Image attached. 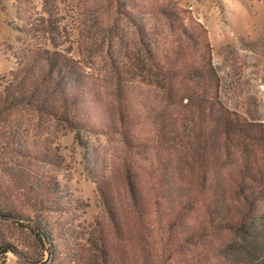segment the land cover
I'll return each instance as SVG.
<instances>
[{
    "label": "trees",
    "instance_id": "obj_1",
    "mask_svg": "<svg viewBox=\"0 0 264 264\" xmlns=\"http://www.w3.org/2000/svg\"><path fill=\"white\" fill-rule=\"evenodd\" d=\"M106 2L108 23L99 30L108 39L102 67L86 63L83 50L77 59L47 48L13 52L15 70L0 88V124L24 111L77 135L114 131L126 137L143 125L136 138L154 153L159 177L150 207L142 204L136 216L144 242L141 264H264V122L250 127L224 106L207 29L188 9L176 0ZM95 111L106 120L100 127ZM125 178L135 201L138 174L130 166ZM94 182L119 228L105 184ZM26 189L32 198L43 190L52 195L51 210H66L57 181L31 182ZM22 191L14 193L17 201ZM0 214V223L28 228L39 244L40 256L30 257L0 240V253L12 252L19 264H53L55 240L72 239L68 231L58 237L53 225L24 215L22 205L4 193ZM94 246L99 264H114L103 236ZM45 250L49 257L43 260Z\"/></svg>",
    "mask_w": 264,
    "mask_h": 264
},
{
    "label": "rangeland",
    "instance_id": "obj_2",
    "mask_svg": "<svg viewBox=\"0 0 264 264\" xmlns=\"http://www.w3.org/2000/svg\"><path fill=\"white\" fill-rule=\"evenodd\" d=\"M176 1L207 29L220 100L238 121L258 128L264 122V0ZM108 11L106 0H0V88L10 79L9 71L15 70L12 53L24 49L47 48L76 59L83 50L84 61L101 68L108 39L99 30L107 27ZM99 44H104L102 49ZM95 112L100 127L106 120ZM140 127L134 126L126 137L114 131L77 135L24 111L0 124V197L4 193L22 205L24 215L53 225L51 229L58 237L68 231L67 237L72 238L65 244L55 240L58 252L53 264H78L68 255L85 264H99L94 245L101 236L114 264L142 263L144 242L136 216L142 204L145 209L150 207L159 174L154 160L151 162L154 153L148 151L144 138H136L144 133V126ZM127 139L143 143L144 148L129 145ZM48 155L53 163L46 162ZM130 166L138 174L135 201L125 178ZM94 179L105 184L119 228L111 224ZM37 181L59 183L66 193L62 204L65 211L51 210L47 200L52 195L43 190H36L32 198L26 186ZM18 189L23 191L17 194V201L14 193ZM202 206H197L200 215ZM12 220L20 222L16 217ZM71 221L76 226H69ZM0 240L30 257L41 254L28 228L0 223ZM48 257L45 250L43 260ZM0 264L19 263L12 252H7L0 253Z\"/></svg>",
    "mask_w": 264,
    "mask_h": 264
},
{
    "label": "water",
    "instance_id": "obj_3",
    "mask_svg": "<svg viewBox=\"0 0 264 264\" xmlns=\"http://www.w3.org/2000/svg\"><path fill=\"white\" fill-rule=\"evenodd\" d=\"M16 221H18V220H16ZM46 248H47V245H46Z\"/></svg>",
    "mask_w": 264,
    "mask_h": 264
}]
</instances>
